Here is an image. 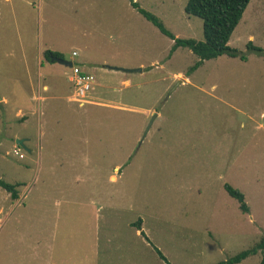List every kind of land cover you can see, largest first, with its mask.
<instances>
[{
  "label": "rangeland",
  "instance_id": "obj_1",
  "mask_svg": "<svg viewBox=\"0 0 264 264\" xmlns=\"http://www.w3.org/2000/svg\"><path fill=\"white\" fill-rule=\"evenodd\" d=\"M134 2L176 38L203 40L187 0ZM131 3L0 0V178L23 183L16 200L0 187V264H217L264 233V55L246 48L264 49V0L228 42L246 60L197 67ZM48 45L89 62L90 103L43 89L29 101L31 73L68 85L64 66L36 65Z\"/></svg>",
  "mask_w": 264,
  "mask_h": 264
},
{
  "label": "trees",
  "instance_id": "obj_2",
  "mask_svg": "<svg viewBox=\"0 0 264 264\" xmlns=\"http://www.w3.org/2000/svg\"><path fill=\"white\" fill-rule=\"evenodd\" d=\"M249 1L250 0H187L184 6L185 13L189 16H195L202 20V41H198L193 38H176L164 27L163 23L156 16L142 8H139L134 0H131V4L146 19L157 26L162 33L166 34L173 40L171 50H175L177 47H187L190 49L198 58V61L194 65V67H197L204 60L213 59L221 55L239 57L241 60H246L245 54L241 53L238 49L231 47L228 42L232 32L241 20L243 12L245 11ZM246 48L249 52L252 51L257 54L264 55V49L253 45L252 41H249L246 44ZM50 56L65 58L60 52L52 50L43 51L45 61L51 62ZM21 185H23V183L20 181L10 183L0 178V187L9 193L12 200L19 198L18 188ZM224 188L231 197L235 198L239 202L240 209L243 212H248V207L244 201L243 193L229 184H225ZM133 224L136 225L137 229H140L141 220H138ZM142 233L143 232L140 231V234ZM155 251L161 258H165L158 249H155ZM258 252L261 254L259 264H264V233L261 235L258 242L252 247L242 250L227 260L218 262L217 264L240 263L248 256L257 254Z\"/></svg>",
  "mask_w": 264,
  "mask_h": 264
},
{
  "label": "built area",
  "instance_id": "obj_3",
  "mask_svg": "<svg viewBox=\"0 0 264 264\" xmlns=\"http://www.w3.org/2000/svg\"><path fill=\"white\" fill-rule=\"evenodd\" d=\"M76 55L77 52L72 51V56ZM64 75L70 84L69 99L76 102L79 106L90 103L95 85L94 75L74 63L71 67H66ZM14 152L18 154V151L15 150Z\"/></svg>",
  "mask_w": 264,
  "mask_h": 264
},
{
  "label": "crops",
  "instance_id": "obj_4",
  "mask_svg": "<svg viewBox=\"0 0 264 264\" xmlns=\"http://www.w3.org/2000/svg\"><path fill=\"white\" fill-rule=\"evenodd\" d=\"M44 50H52V51L60 52L59 50H56V49H54L53 47H51L49 45L45 46L44 48H41L40 51L35 54V62H36V65L38 64V66H39L38 68L40 70L45 64V62L42 60L43 59V51ZM73 51H75V50H73ZM71 55H72V52H71ZM77 65H79L83 70H85V71H87V72L92 74V72L89 71V69H90L89 65L90 64H89L88 61L81 60V61H79V63ZM65 69H66V67H65ZM32 72H33V70H32ZM28 76L29 77L26 80V86L29 88V91H30V94H29L30 95V98H29L30 102L33 99V96L31 94L33 93V95H35L34 92L37 91V94L40 95V90L41 89H43V92H46V93L52 92V93L49 94V96H44L43 97L41 95L42 98H47V97L50 98L52 96V94H55L56 92H58L60 95L63 96L62 98H67V100H69L68 99V96L70 94V84L69 83H68V85L66 83H62L61 86L59 85V87H55V86H52L51 83L47 84L46 82H44L46 80V78L45 77L42 78V74L41 73H39L36 78L32 75V73L30 75H28ZM1 101L6 103L7 102V98L5 96H1Z\"/></svg>",
  "mask_w": 264,
  "mask_h": 264
},
{
  "label": "water",
  "instance_id": "obj_5",
  "mask_svg": "<svg viewBox=\"0 0 264 264\" xmlns=\"http://www.w3.org/2000/svg\"><path fill=\"white\" fill-rule=\"evenodd\" d=\"M50 61L51 62H57L64 67H71L73 64V62L71 60L61 58V57H57V56H50ZM123 71L124 72H133V71H140V69H123ZM0 100H1V98H0ZM153 116H155V114ZM151 119H153V117ZM150 126H151V122L146 127L145 133L149 130ZM16 144L23 145V141L21 139H17Z\"/></svg>",
  "mask_w": 264,
  "mask_h": 264
}]
</instances>
